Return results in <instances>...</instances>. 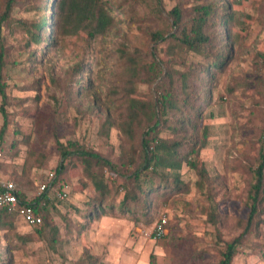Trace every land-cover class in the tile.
Segmentation results:
<instances>
[{"label":"rangeland","instance_id":"1","mask_svg":"<svg viewBox=\"0 0 264 264\" xmlns=\"http://www.w3.org/2000/svg\"><path fill=\"white\" fill-rule=\"evenodd\" d=\"M40 1L20 0L12 16L27 21L36 18L34 6H40ZM105 1L115 8L114 22L94 41L83 34L60 38L53 29L55 46L43 52L42 46L28 44L23 31L6 26L0 29L11 61L3 72L6 119L0 96V148L5 151L0 180H12L31 200L39 196L40 184L53 173L50 203L43 207L58 230L56 240L47 228L40 238L22 245L15 233L31 234L34 226L18 221L16 229H0V254L9 264H79L85 253L97 258L98 264H218L220 237L230 241L244 233L252 184L248 169L257 166L264 145V0ZM200 2L235 15L232 25L225 27L221 13L214 17L216 23L211 28L219 29L220 46L229 59L221 70L212 69L203 86L198 83L200 69H190L201 57L176 45L177 30L169 14L180 6L189 22L193 4ZM48 11L51 20L55 11ZM158 32L166 40L154 39ZM226 44L231 47L230 55ZM212 48L213 55L217 46ZM136 54L154 58L164 70L161 75L150 67L139 72L136 83L143 101L152 103L164 91L182 97L181 80L189 71L186 90L206 99L198 117L170 111L160 122L167 119V125L180 128L179 135L189 139H202L208 129L207 145L201 151L208 170L207 193H200L196 173L184 165L181 179L188 185L169 195L167 201L155 198L152 224L103 213L88 220L81 213L94 195L93 186L75 157L68 159L67 171L55 179L61 161L57 141L78 142L121 168L122 161L132 160L133 148L125 144L118 127L107 131L102 125L106 118L119 123V113L128 104L127 82L133 75L127 56ZM77 79L84 87L72 95ZM161 133L172 138L166 130ZM123 146L127 151L121 154ZM134 148L139 150L138 144ZM107 176L112 178L110 173ZM62 192L68 193L65 200L57 198ZM115 196L117 202L122 199V194ZM203 206L214 207L222 216L219 228L201 213ZM163 215L168 219L166 235L154 240L149 234ZM261 218L259 232L244 234L245 243L233 264H264L259 254L264 245V215Z\"/></svg>","mask_w":264,"mask_h":264},{"label":"trees","instance_id":"2","mask_svg":"<svg viewBox=\"0 0 264 264\" xmlns=\"http://www.w3.org/2000/svg\"><path fill=\"white\" fill-rule=\"evenodd\" d=\"M19 3L20 0H0V29L6 26L23 31L27 35L28 44L33 42L37 46H42L43 52L55 46V40H52L54 39L52 36L53 29H55V36L60 38L83 34L88 41H94L105 33L114 22L115 8L105 0H41L40 6H34L36 18L30 21L12 16ZM48 9L55 11L51 20L50 15L52 13ZM220 11V6L200 2L193 4L192 19L189 22H186L185 11L180 6H175L169 13L173 19L172 25L177 30L174 35L176 45L181 46V48L186 46L201 57L199 64L190 68L192 70L200 69L201 74L198 82L200 86L205 85L210 79L212 69L221 70L229 59V56L224 54L223 48L220 46L222 36L218 34L219 29L212 30L216 23L214 17L218 13L220 14ZM223 11L221 18H225V25L222 27L232 25L235 19L234 12L228 13L226 9ZM153 37L158 41L166 40L160 32L154 34ZM213 42L215 43L213 44ZM214 46H217V53L212 55L211 49H214L212 48ZM4 49V40L0 33V96L3 98L1 112L6 119L4 104L7 97V85L4 82L3 72L11 61ZM225 49L230 55V45L228 49L226 44ZM33 55L35 56V52ZM211 55L212 57H210ZM127 62L133 71L126 87L128 104L121 109L118 124L110 118H106L102 126L107 131L112 127H118L125 144L129 143V147L133 148L132 160L129 163L122 161L121 168L109 158L80 145L78 142L63 143L58 140L57 146L61 161L56 170L55 179L67 171L68 159L75 157L82 167L84 177L93 186L94 195L85 202V212L81 213L85 219L91 220L103 213L111 216H126L133 219L135 223L140 222L148 225L152 224L156 218L154 213V209L156 210L155 198H163L164 201H167L169 195L184 190L188 185L181 179V171L184 165L196 173L198 179L195 185L200 193L206 192L208 170L201 159V151L207 145L208 129H204L202 139L199 137L189 139L179 135L180 128L167 125V119L163 123L160 122L162 121L161 118L166 117L170 111L198 117L206 105V99L202 96L198 99L186 90L189 88V71L183 74L181 80L182 87L185 89L182 97L164 91V94L159 96L156 101L145 102L137 89L136 80L139 72L147 71L150 67L156 68L157 74L161 75L164 70L154 58L148 60L147 57L142 58L138 54L128 55ZM77 73L80 71L78 70ZM73 87L70 94L78 95L84 84L77 79ZM193 99L194 103L192 104L191 100ZM183 120L181 119L179 122ZM163 130L168 131L172 138L162 137L161 132ZM137 144L139 150L134 148ZM0 150L5 154L3 149L0 148ZM126 151L123 146L121 154L126 153ZM248 172L252 179L246 200L250 209L248 221H246L245 226L241 222L245 228L244 233L239 237L230 241H224L220 237L222 248L219 252L218 264H233L239 247L245 243L244 234L253 230L259 232L260 224L263 223L261 217L264 215V145L260 148L257 166L249 167ZM107 173H110L112 178H108ZM84 186L88 187V184ZM115 194H122V199L118 202L115 201ZM18 196L22 202L33 206L36 211L42 213L43 224L34 226V232L31 234L15 233L17 241L24 245L28 241L35 240L36 237L40 238L47 228L53 231L54 240H56L58 230L51 225L49 214L46 208L41 205L46 193L29 200L18 188ZM201 213L216 228L222 224V216L214 207L203 206ZM65 220L67 221L66 217ZM18 221L21 220L17 213L9 212L7 208L0 206V229H16ZM260 247L261 252L259 254L264 262V245ZM0 264H9L8 261L3 260L1 254ZM79 264H98V260L93 255L85 253Z\"/></svg>","mask_w":264,"mask_h":264},{"label":"built area","instance_id":"3","mask_svg":"<svg viewBox=\"0 0 264 264\" xmlns=\"http://www.w3.org/2000/svg\"><path fill=\"white\" fill-rule=\"evenodd\" d=\"M4 157V152L0 150V161L3 160ZM48 177L47 181H43L39 186V195L46 193V196L41 201L42 207L47 205V203H50L48 192L52 185L51 180L54 177V174L51 173ZM67 197V192H62L57 195L59 200H65ZM0 206L7 208L9 212L17 213L20 220L27 225L41 226L43 224L42 213L36 211L33 206L22 202V199L18 196V188L12 180H0ZM167 221V216H161L155 223L149 236L154 240L162 239L166 235Z\"/></svg>","mask_w":264,"mask_h":264}]
</instances>
